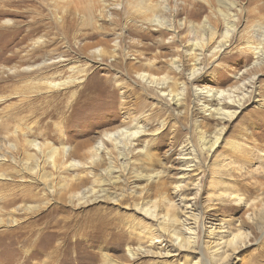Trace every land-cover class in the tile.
<instances>
[{"label": "rangeland", "instance_id": "rangeland-1", "mask_svg": "<svg viewBox=\"0 0 264 264\" xmlns=\"http://www.w3.org/2000/svg\"><path fill=\"white\" fill-rule=\"evenodd\" d=\"M117 1L0 0V264L196 263L197 254L170 248L166 237L154 239L157 244L151 250L146 248L144 228L149 221L138 208L156 203V212L164 214L168 202L179 207L182 201L190 202L192 209L184 212L175 207L178 218L196 215L195 207L201 211L202 219L189 216L186 227L195 232L197 249L206 242L212 247V233L221 228L241 229L250 235L251 243L226 264H264V62L256 66L258 60L248 49L259 43L253 32L264 27V0H233L232 10L217 8L215 0H210L211 10L203 0H165L172 14L163 16L168 21L173 16L175 26L183 24L175 38L143 22L134 0ZM214 8L221 15L214 16ZM222 14H230L234 26L228 41L217 44L219 37L206 49L191 51L190 41L199 43L206 36L191 25L208 18L216 33L223 34ZM115 42L120 46L115 47ZM200 54L197 65L195 55ZM172 59L181 64V73L170 70ZM149 63L169 79L174 94L181 93L180 107L169 106L164 97H156V91L138 83L134 69ZM194 66L204 69L188 83ZM251 78L253 92L247 86ZM49 82L61 85L51 89ZM243 82L247 84L241 88L251 96L240 109H233L231 121L220 124L194 111L192 87L229 91ZM257 96L261 103L256 102ZM130 118L139 119L146 135L157 131L149 142V162L132 157L135 167L145 163L142 174L161 173L159 181H135L130 186L126 175L124 183L109 186L105 202L76 206L79 193L99 190L105 181L100 171L108 167L104 152L92 164L86 151L103 134L127 126ZM221 126L225 131L216 154L200 155L202 174H189L176 192L181 153L189 146L200 150L201 132L209 135ZM150 138L142 136L136 148L140 150ZM31 141L41 144L43 154L28 145ZM235 142L245 144L240 156L249 165L244 173L234 172L224 182L235 186L245 201L255 203L254 221L248 220L252 207L228 199L216 201L222 175L212 179L208 174L212 161L219 154L230 155L229 146ZM62 146L70 159L59 157L58 164L76 161L78 168H52L46 154ZM43 182H48L47 187ZM155 220L151 222L154 237L159 229ZM211 229L216 231L208 234ZM167 251L177 253L164 256Z\"/></svg>", "mask_w": 264, "mask_h": 264}, {"label": "bare ground", "instance_id": "bare-ground-1", "mask_svg": "<svg viewBox=\"0 0 264 264\" xmlns=\"http://www.w3.org/2000/svg\"><path fill=\"white\" fill-rule=\"evenodd\" d=\"M132 2H133V5L139 6L140 9L142 10L141 14L139 15L143 16V22L146 21L147 24H150L152 27H155V30L165 29V31L167 30L172 33V36H171L172 38L176 37V34L178 33L177 27L183 24H178V26H175V24L173 23L174 18L171 19L173 17L171 15L169 18L170 20L169 21L166 20V18L163 15L168 13L169 11L171 13V9H169L165 0H134ZM203 2L205 3V5H207V7L210 8V10L213 8L210 0H203ZM215 2L217 5V8L219 9L220 8L224 9L226 7L228 10H232L236 8L235 6L236 3L233 0H215ZM115 7L117 8V6ZM219 9L215 10L214 8V13H213V15L215 14L214 16L221 15V12L219 11ZM135 13L133 14L135 15ZM222 17H223V21L225 24L224 25L225 31L223 34L216 33V30L213 27V25L212 24L210 25L208 18H204L202 22L196 25L195 24L191 25L189 23V25H191L192 28L196 29L197 27V29L201 31L204 36L206 35L205 38L202 39V41H200L199 43L197 42L192 43V41H190L191 43H189L188 45L191 48V51L197 50L196 48L198 49L200 48L201 50H204L212 43V41L215 40L214 42H216V40L219 37L221 38V40L217 41V44L221 43V41H226V42L228 41L229 36L231 32L233 31L234 26H233L232 21L228 20V17H230V14L229 15L222 14ZM253 34H256L255 38L258 39L259 43L256 46L249 45L248 49L257 58L258 61L255 63V65L257 66L264 62V27L260 28V31L254 30ZM114 45L116 47L118 44L115 42ZM224 46H227V45H223V47ZM217 47L219 46L217 45ZM101 52L102 51L100 50H96V53L98 54H101ZM112 55L115 56V54H112ZM201 55L202 54L195 55V58H196L195 64H197V62L199 61L198 56H201ZM179 64L180 63H178L177 60L175 59L170 60L169 67H170V70L174 74L181 73L182 71L181 64L180 65ZM131 66L133 67V65ZM131 66L129 67V69H132ZM203 69L201 68L197 69L194 66L192 69H190V72H189L188 77L186 78V81H188V83L191 81H194L200 75V73L198 72ZM134 70L135 71H133V74L135 75V78L137 79L138 83L143 84V87L145 88V90L156 91V97L158 98L164 97V100L166 99V102L167 101L169 102V106L172 105V106L180 107V105H182L180 102L182 100L179 98L181 93L174 94L173 90L169 89V86H168L169 79L164 75L163 76L159 75L160 70L155 68L154 63H149V64H146L145 66H139ZM253 80L254 78H251L248 84L243 82L242 84H239L240 86H238L237 88L233 90H229V91L212 90V89H207V88H202V87L200 88L192 87L191 90L193 92L192 94L195 99V102L193 104L194 111L200 112L204 114L203 115L204 117H210V119L216 120L220 122V124L231 121L236 114L235 110L233 109H240L244 105L243 103L246 101V99L251 96L250 95L247 97L246 95L249 93L248 90L247 89L245 90V88H241V87L247 84L248 88L252 89L251 92H253L254 85H255L253 84ZM47 84L49 85L51 89L57 88L61 85V83L59 82H49ZM119 86H120L119 84L116 85V87H119ZM130 93L132 94L134 93V91L131 90ZM262 101L263 99L262 98L260 99L259 97L256 102L261 103ZM130 119L131 120H129L126 123L128 124L127 126L123 125L122 127L118 128L112 133L107 132L103 134L93 145L91 144L88 150L86 151L88 153L87 154L89 157L88 159L91 160L90 162L92 164H94L96 162L95 159L98 158L100 154H103L104 152V156L107 157L106 159H108L107 160L108 167L100 171V175L102 178H104L105 181L102 182L103 185L100 186L99 190L97 191L90 190L87 193L86 192L79 193L78 196L74 198L77 200L76 206H81L87 203H94V202H97V203L105 202L106 200L103 199V197L105 194H108L109 186H112L114 184L124 183L122 178L123 176H126V175H129L128 181L131 180L129 182L130 186H132L133 182L135 181L144 180L149 183H156L157 181H159V177L161 173L157 172L154 174H142V170L147 169L146 166H144L145 163L149 162V160L151 159L149 142L152 140V137H155L156 135L155 133L157 131L155 133H150L149 135H146L147 131L144 130V127L142 125H140L139 119L138 118H130ZM163 125L164 124H162L160 128H163ZM224 131H225V128L221 126L220 128L219 127L216 128L212 133L210 134L208 133L209 135H207V133L205 134L204 132H201L202 134V135L200 134L201 144L199 146L200 150L196 151L191 146L189 147L187 146L188 148L184 150L185 153H181L182 159H180L181 167L179 169V172H180L179 179L181 181L177 182L174 186L175 187L174 190L176 192L181 191L183 187L182 184L189 177L188 176L189 174H191L193 177H197L202 174V170L200 169L201 167L198 166V163H199L198 157L200 155H205L207 157L209 155L214 156L216 154V149L218 147L217 144L220 140V137L223 135ZM142 136H148L151 138L149 141H147L148 143L145 142L144 146L142 145L141 149L138 150L136 147L138 146L139 142H141L139 141V139ZM232 144H233L232 146H229L230 155L219 154L218 155L219 157L215 158L212 161L211 165L208 167V174L210 175V177H212V179L219 178L222 175L221 177L222 181L220 182L219 187H217V190H215V192L217 193L215 195L216 201L218 200V202H220L221 199H228V201H234L237 206L242 204L244 206L245 205L248 206V208L252 207L253 213L249 214L248 220L254 221L257 218L256 213H254L255 210H257V208L254 205L255 203L252 201L251 202L245 201L241 197L242 195H240L237 192V188L235 186L233 188H230L231 185H229V183L224 182L225 179H230L231 175L234 172H237L238 174H242V172L245 171L244 169H246L245 168L246 165H249L248 159H245V158L243 159V157H241L243 155L240 156V152H244L243 150L244 148H242V146H244L245 144L239 143V142H235ZM28 145L32 149H34V151H37V153H39L40 155L43 154L42 153L43 148L40 143L36 141H31L28 143ZM189 145H190V142H189ZM107 146L111 147L110 150L107 148ZM67 150L68 149L65 146H62L59 149L53 147L48 151V153L46 154V157H47V160L51 163L52 168L57 170V168L65 167V168H70V170H74L75 168H78L80 166V163L76 161H71L67 165L66 163L65 165L63 163H60V165L58 164L59 157H62L64 159H66L65 157H67L68 159H70L69 158L70 156L68 155ZM134 155H137V157H140L141 158L140 160L145 163L141 162L139 163L137 167H135L136 160H134L132 157ZM64 159L62 160L64 161ZM242 160H244V162H242ZM211 181L212 180H210L209 183H211ZM43 185L47 187L48 182H43ZM211 189L213 190L214 188H211ZM181 203L182 204L178 205L179 207H177V205H175L174 202H168L165 206L166 211L164 212V214H158L156 212L157 211L156 203H153L150 206L141 205L140 207H139V204L133 205V207L135 208L139 207L138 208L139 214L142 215V217H144L145 220L149 221L147 226H145L144 228V230L147 232L146 237H148L147 242H146L147 243L146 248L151 250V248L154 247L155 244H157V242H154V239H161L163 241L164 238L166 237V239L170 241L168 243H172L170 244V248L172 247V249L174 250H177L180 252L185 251L193 255L197 254L198 259H196V263H193V264H226V261L229 260V258H231L232 255H234L237 251L242 250L250 245L251 243L249 239L250 235L242 232L241 229H237L236 231H231V230L227 231V230H223L224 228H221L220 231L219 230L216 231V229H214L216 231L215 233H212L214 232V230L212 229L208 231V234H211V233L213 234L212 239H215L213 241L214 244L212 245V247H210L211 245L209 244V242H206L205 246H203L202 249L201 248L197 249L195 232L193 231V229L186 228V227L190 226L188 224L190 222L189 216L190 217L194 216L193 218L195 221L197 220L199 221L200 219H202V216H200L201 211L195 207L193 211H197L196 215L192 214L191 212V214L189 213L190 214L189 216L183 215V219L178 218L173 213L175 210V207L180 208L181 206V209L184 212L186 210L192 209V205L188 204L190 202L182 201ZM28 209L30 208H26L27 212L29 211ZM261 209L263 210V207H261ZM154 218H156L155 224L158 225L159 227L158 231H156L158 233H156L155 237L154 235L153 236L151 235V232L154 230L152 229L153 226L151 225V222H153ZM1 224H2V221L0 220V225ZM11 224H15V221H12ZM165 226L168 228H166ZM164 227H165V230H164ZM179 227L180 229H177ZM163 234H165L166 236H163ZM203 250L206 254V257L204 256ZM177 251L176 252L167 251V253H165L164 256H170L171 253H177ZM151 252L152 251H148L147 253L151 254ZM131 255L133 257L134 255L137 256L138 254L131 253Z\"/></svg>", "mask_w": 264, "mask_h": 264}]
</instances>
